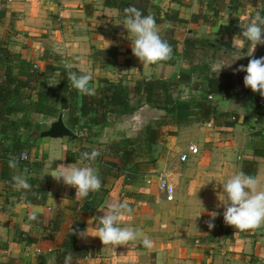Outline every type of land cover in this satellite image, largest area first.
I'll return each instance as SVG.
<instances>
[{
	"label": "crops",
	"instance_id": "obj_1",
	"mask_svg": "<svg viewBox=\"0 0 264 264\" xmlns=\"http://www.w3.org/2000/svg\"><path fill=\"white\" fill-rule=\"evenodd\" d=\"M105 1L0 0V47L14 54L15 72L18 58L29 61L44 87L58 88L64 73L72 87L68 72L83 69L93 74L95 94L104 82L119 83L134 106L140 98L136 83L157 79L171 86L172 98L180 103L173 114L142 103L132 113L108 115L104 125L93 126L92 135L85 136V96L74 88L72 112L60 110L42 119L23 109L0 121V173L9 169L12 177H27L31 189L47 191L43 204L26 203L20 199L25 190H17L12 180L7 188L0 178V264H57L74 222L83 232L76 244L85 251L75 264H157V257L163 264H264V226L241 231L222 215V184L235 173L258 178L264 188V105H259L258 92L244 86L246 73L235 71L247 66L252 48L245 42L235 51L232 45L240 26L263 9L264 0H132L155 16L163 39L176 42L172 65L139 61L122 24L125 15ZM187 39L211 44L202 52L200 66L182 56ZM235 56L241 58L215 73L218 62ZM253 56H264V46L258 45ZM221 73L235 75V90L206 94V78ZM197 82L202 86L194 90ZM25 94L35 99L34 91L19 89L18 105L26 103ZM70 116L77 121L73 127L66 123ZM60 120L70 136H42ZM2 125L8 126L4 135ZM14 136L21 140L18 150L13 149ZM189 145L197 147L196 155L187 152ZM81 147L101 153L85 163L98 170L102 186L84 199L51 176L60 164L77 162ZM184 153L187 160L181 161ZM12 157L19 160L15 169L8 164ZM162 176L175 190L172 201L158 187ZM113 200L127 201L133 212L123 216L121 226L141 229L153 241L151 249L141 240L113 246L96 237V217ZM33 211L38 216L30 221ZM213 211L219 215L209 229L205 222Z\"/></svg>",
	"mask_w": 264,
	"mask_h": 264
},
{
	"label": "clouds",
	"instance_id": "obj_2",
	"mask_svg": "<svg viewBox=\"0 0 264 264\" xmlns=\"http://www.w3.org/2000/svg\"><path fill=\"white\" fill-rule=\"evenodd\" d=\"M125 19L122 24L131 34V51L143 64H156L161 61L171 59L172 48L167 40L160 35V29L153 14L144 15L135 6L124 9ZM241 33L232 40L235 51L242 50L245 42L250 43L252 52L248 55L247 66H239L235 71H243L244 86L250 88L252 92L259 93L264 97V56L256 58L253 53L258 45L264 46V16L257 12L254 17H248L247 22L241 26ZM108 46L110 44L109 41ZM222 57L227 58L229 53ZM241 56H235L230 62L225 63L223 59L216 65L215 73H219L224 67H231L232 63ZM68 79L71 86L75 88L81 96H94L95 87L91 84L93 74L81 69L80 74L75 71L68 72ZM231 104L243 110L244 107ZM98 149L91 152L80 153L79 159L73 164L65 166L60 164L51 175L57 182L62 181L65 185L75 188V196L86 198L90 192L99 191L102 182L98 170L86 161H95L100 156ZM23 159V154H21ZM10 168H17L19 160L12 157L8 161ZM82 165V166H81ZM14 187L17 190H31L32 185L29 179L22 175L12 177ZM224 196L223 220L241 231L256 230L264 226V188L260 187V180L251 175L245 174L242 170L232 175L222 184ZM103 215L96 217L99 227L97 235L103 245L121 246L129 242L141 240L144 247L151 249L153 241L148 238L141 229L134 227H122L121 221L125 214L131 215L133 209L129 207L127 201L113 200L107 204V210H101ZM200 215V214H199ZM219 215L216 211L209 214L210 219L206 221L209 229L214 228L213 221ZM38 213L33 211L29 215V220L37 219ZM80 232L79 235H82ZM72 254L69 253L64 258V264H71ZM157 264H163V258L157 257Z\"/></svg>",
	"mask_w": 264,
	"mask_h": 264
},
{
	"label": "trees",
	"instance_id": "obj_3",
	"mask_svg": "<svg viewBox=\"0 0 264 264\" xmlns=\"http://www.w3.org/2000/svg\"><path fill=\"white\" fill-rule=\"evenodd\" d=\"M105 3L107 6L119 9L124 15L126 7L135 6L132 0H106ZM136 8L141 10L144 15H148L146 10L140 5ZM260 13L264 16V7L260 10ZM168 43L173 51V46H175L176 42L169 41ZM210 46L211 44L205 39H187L184 41L182 56L186 60L200 66L197 62L200 61L204 49ZM162 62L164 64H174L172 57ZM13 63L14 54L6 48L0 47V71L2 72V79H0V121H6V117L9 114L20 113L23 109L27 113H37L42 119L56 116L60 110L73 111L74 108L71 102L75 89L70 87L65 73V77L60 80L58 88L44 87L39 84L41 75L34 70L29 61L21 57L18 58L16 72L12 66ZM180 78H189V76L180 74ZM205 82L206 94H221L235 90L236 77L232 73H221L217 76L210 75ZM200 86H202V83L197 82L194 84V90H199ZM19 89L34 91L35 99H31L25 94L26 103L23 106L18 105L16 103V94ZM172 92L171 86L165 80H141L136 83L135 87V94L140 96V98L133 106L130 105L129 93L125 86L119 83L104 82V87L97 94L85 96L82 114L86 118L88 125L83 126L84 135H92V127L104 125L108 115L132 113L142 103L152 108L164 110L167 114H173L180 100L177 98L173 99ZM76 122V119L71 116L66 120L67 125L72 127L76 125ZM7 130L8 126L2 125L3 135L6 134ZM13 140V149L18 150L21 140L16 136H14ZM82 152H87V149L81 147L75 155L79 157ZM127 155L128 152L124 154L122 166L125 165L128 159ZM0 178L5 182L6 187L9 188L12 180L11 170L6 169L1 172ZM24 193V196H20V199L26 203L33 204H43L47 195V191L40 189L25 190ZM79 231L80 224L74 222L70 231L66 234L63 246L57 255V264H64V258L69 253L72 254L71 264H75L76 260L85 254L84 249L79 248L76 244Z\"/></svg>",
	"mask_w": 264,
	"mask_h": 264
},
{
	"label": "built area",
	"instance_id": "obj_4",
	"mask_svg": "<svg viewBox=\"0 0 264 264\" xmlns=\"http://www.w3.org/2000/svg\"><path fill=\"white\" fill-rule=\"evenodd\" d=\"M209 99H211L212 97L209 96L208 97ZM187 152L189 154H192V155H196L198 153V149L196 146L194 145H189L188 148H187ZM187 157H188V154L184 153L180 156V160L181 161H186L187 160ZM23 158H25V154H23ZM158 187L165 191L166 193V199L168 201H172L173 200V196H174V188L169 184V181L167 179V177H164L162 176L159 180H158Z\"/></svg>",
	"mask_w": 264,
	"mask_h": 264
},
{
	"label": "water",
	"instance_id": "obj_5",
	"mask_svg": "<svg viewBox=\"0 0 264 264\" xmlns=\"http://www.w3.org/2000/svg\"><path fill=\"white\" fill-rule=\"evenodd\" d=\"M257 98L259 100V105L263 106L264 105V97H261L260 94L257 95ZM70 136L71 131L69 128L62 122L61 120L58 121L50 130L42 133V136L44 137H50V138H55L59 136Z\"/></svg>",
	"mask_w": 264,
	"mask_h": 264
}]
</instances>
